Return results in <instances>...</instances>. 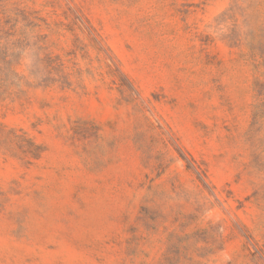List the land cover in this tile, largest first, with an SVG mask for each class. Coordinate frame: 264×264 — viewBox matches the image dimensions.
I'll use <instances>...</instances> for the list:
<instances>
[{
    "label": "rangeland",
    "instance_id": "374dc122",
    "mask_svg": "<svg viewBox=\"0 0 264 264\" xmlns=\"http://www.w3.org/2000/svg\"><path fill=\"white\" fill-rule=\"evenodd\" d=\"M0 264H264V0H0Z\"/></svg>",
    "mask_w": 264,
    "mask_h": 264
}]
</instances>
